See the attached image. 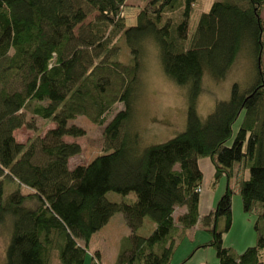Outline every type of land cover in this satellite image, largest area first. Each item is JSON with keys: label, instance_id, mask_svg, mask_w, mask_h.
Listing matches in <instances>:
<instances>
[{"label": "trees", "instance_id": "1", "mask_svg": "<svg viewBox=\"0 0 264 264\" xmlns=\"http://www.w3.org/2000/svg\"><path fill=\"white\" fill-rule=\"evenodd\" d=\"M125 8L126 0H0L3 264H84L90 238L117 213L132 233L119 264H170L176 240L199 222L210 236L195 249L211 247L219 264H264V0H213L207 11L202 0H142L129 26ZM147 42L156 45L164 75L186 88L187 108L181 133L141 149L125 124ZM248 48L253 82L245 89L234 83L229 98L200 119L203 75L222 79ZM116 103L126 108L107 122ZM77 117L105 124L102 153L69 168L81 148L65 138L85 134L70 124ZM38 120L53 126L17 142L14 132L35 130ZM201 159L213 167L212 187L226 179L205 216L198 213ZM235 189L255 218V244L241 253L222 242ZM110 192L135 199L110 202ZM145 218L154 228L140 236ZM90 264H100L97 252Z\"/></svg>", "mask_w": 264, "mask_h": 264}, {"label": "rangeland", "instance_id": "2", "mask_svg": "<svg viewBox=\"0 0 264 264\" xmlns=\"http://www.w3.org/2000/svg\"><path fill=\"white\" fill-rule=\"evenodd\" d=\"M213 0H202L203 10L207 11ZM142 5V0H126L124 16L127 26L135 24V14ZM175 17L176 15H173ZM264 18V10L261 14ZM196 17V16H195ZM180 18L178 12L177 18ZM194 15L191 23L194 21ZM120 46L119 56L124 61H129V54L124 46L116 40L115 45ZM264 48V35H263ZM262 66L264 69V49L262 56ZM253 82V58L250 48L240 53L231 68L222 79L214 80L208 73L203 75L202 92L196 103V109L200 119H204L214 108L216 101H225L230 96L231 87L234 83L245 89ZM186 88L179 87L170 81L163 73L159 61V54L156 45L147 42L142 56V66L138 72L137 82L134 85L128 101L130 115L125 124V133L128 137L136 135L141 149L152 144H159L175 137L185 128L186 121ZM126 108L124 103H116L111 111L106 115L107 122L120 110ZM106 122V123H107ZM239 121L233 126V134L236 132ZM70 124L76 125L84 130L82 137L73 139L66 138L65 141L76 142L81 152L79 155L69 159V168L77 165H87L100 153H102V129L105 126H96L85 117H77ZM35 130L25 127L17 130L14 134L17 142L25 143L36 134L43 135L53 124L47 121L38 120L35 122ZM222 186H225L226 179L222 177ZM219 180V181H220ZM219 184V182H218ZM230 186L234 188V181L231 180ZM27 193V190L24 191ZM106 198L110 202H133V194L121 196L116 193H107ZM238 201V215L235 207L232 209V227L225 237L222 236L223 246L241 253L249 245L247 237L249 232L253 234L252 244H255L254 216H248L243 212L240 194L235 189L232 202ZM179 213V210L176 212ZM250 221V231L245 228V223ZM219 227L221 226L218 225ZM154 224L149 218L143 220L142 226L138 228L136 234L148 236L153 230ZM131 232L126 226L121 213L113 215L109 222L100 230L92 235L86 249L84 264H90L92 256L99 254L100 264H119L120 255L130 249ZM210 234L204 229L201 222L187 230L182 238L176 240L175 250L170 264H219L216 253L211 247L195 249L198 243L208 241ZM0 236V264H3V252L5 242ZM236 252V251H235ZM237 253V252H236ZM54 262L53 264H57Z\"/></svg>", "mask_w": 264, "mask_h": 264}, {"label": "crops", "instance_id": "3", "mask_svg": "<svg viewBox=\"0 0 264 264\" xmlns=\"http://www.w3.org/2000/svg\"><path fill=\"white\" fill-rule=\"evenodd\" d=\"M16 132V131H15ZM14 132V134H15ZM66 139V138H65ZM199 168L203 174V182L201 185V193H200V200H199V205H198V213L200 216H205L207 214L210 213V211L214 208L218 198L220 197V195L223 193L225 186H222V180L219 181V184H217L215 187H212V179H213V167L210 163L209 160L207 159H201L198 162ZM226 185V184H225ZM233 207H235L236 213L238 215V210H239V204L238 201L235 200V202H232V209ZM185 209L181 208L179 209V213L177 214V217L179 215H181L182 213H184ZM245 223V228H247V230H251L250 229V221ZM233 224H231L232 227ZM230 227V229H231ZM154 228V227H153ZM230 229L227 231V233L230 231ZM225 237V235H224ZM226 240L228 238V236L225 237ZM254 239L253 234L251 232H249L248 237H247V243L245 244H251L249 246H252V240ZM200 244V243H198ZM237 253L239 251L235 250ZM4 253H5V246H4V252L2 255L3 258V263H4Z\"/></svg>", "mask_w": 264, "mask_h": 264}, {"label": "built area", "instance_id": "4", "mask_svg": "<svg viewBox=\"0 0 264 264\" xmlns=\"http://www.w3.org/2000/svg\"><path fill=\"white\" fill-rule=\"evenodd\" d=\"M198 191H200V192H201V190H200V189H198Z\"/></svg>", "mask_w": 264, "mask_h": 264}]
</instances>
